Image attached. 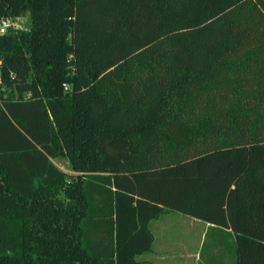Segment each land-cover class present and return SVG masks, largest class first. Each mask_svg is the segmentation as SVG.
<instances>
[{
  "label": "trees",
  "instance_id": "trees-1",
  "mask_svg": "<svg viewBox=\"0 0 264 264\" xmlns=\"http://www.w3.org/2000/svg\"><path fill=\"white\" fill-rule=\"evenodd\" d=\"M6 17L32 23L0 35V264H138L171 211L264 264V0H0ZM36 19L70 24L61 51Z\"/></svg>",
  "mask_w": 264,
  "mask_h": 264
},
{
  "label": "rangeland",
  "instance_id": "rangeland-1",
  "mask_svg": "<svg viewBox=\"0 0 264 264\" xmlns=\"http://www.w3.org/2000/svg\"><path fill=\"white\" fill-rule=\"evenodd\" d=\"M31 23V18L21 17L15 27L21 29ZM35 24L37 38L34 39L40 40V45L44 44L49 52L61 51L66 43L70 24L51 19H36ZM44 50L46 49H40V51ZM63 163L67 166L65 161ZM74 175L77 176L78 173L74 172ZM151 228L158 242L162 238L170 242L169 249L165 248V251L168 249L169 252L165 253L164 260H156L154 264H234L232 236L223 231L207 228V223L204 221L171 211L153 221ZM196 257H200V261Z\"/></svg>",
  "mask_w": 264,
  "mask_h": 264
},
{
  "label": "crops",
  "instance_id": "crops-1",
  "mask_svg": "<svg viewBox=\"0 0 264 264\" xmlns=\"http://www.w3.org/2000/svg\"><path fill=\"white\" fill-rule=\"evenodd\" d=\"M51 161L63 173L74 175V171L70 167V163L65 158H62V157L52 158ZM64 161L66 162L67 166L63 163ZM165 214L166 213H164L163 215H165ZM158 219H160V217ZM158 219H155V220H158ZM155 220H152L149 224V229H150V231L154 237L152 248H151V250L136 256L135 259L138 262V264H154V261H156V260L162 261L165 258V255H166L165 253L169 252V250H168L169 249L168 247L170 245L169 240L162 238L161 241L158 242L157 236L154 233V230H152V228H151V223ZM207 228L211 229V226L209 224H207ZM214 230L216 231L217 229H214ZM157 245L159 247H156ZM166 247L168 249L165 251ZM162 249H164V250H162ZM139 257H141L142 259H139ZM196 259L197 260L199 259V261H200V257H196Z\"/></svg>",
  "mask_w": 264,
  "mask_h": 264
},
{
  "label": "built area",
  "instance_id": "built-area-1",
  "mask_svg": "<svg viewBox=\"0 0 264 264\" xmlns=\"http://www.w3.org/2000/svg\"><path fill=\"white\" fill-rule=\"evenodd\" d=\"M18 23V20L15 21L13 20L12 18L10 17H6V18H3L0 20V29H3V32L0 33V35H3L5 33H7V31L10 29V28H17L15 27ZM1 66H2V60H0V90L2 89L1 88V84H2V80H1ZM12 78L14 79L15 76L12 74ZM65 90H68V86L65 85L64 86ZM1 103L2 101L0 100V106H1Z\"/></svg>",
  "mask_w": 264,
  "mask_h": 264
},
{
  "label": "clouds",
  "instance_id": "clouds-1",
  "mask_svg": "<svg viewBox=\"0 0 264 264\" xmlns=\"http://www.w3.org/2000/svg\"><path fill=\"white\" fill-rule=\"evenodd\" d=\"M3 32V29H0V33H2Z\"/></svg>",
  "mask_w": 264,
  "mask_h": 264
}]
</instances>
